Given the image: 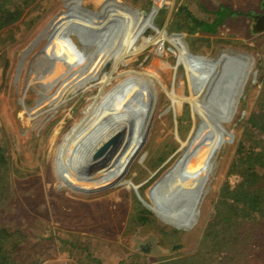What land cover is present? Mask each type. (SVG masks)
<instances>
[{
  "label": "rangeland",
  "instance_id": "obj_1",
  "mask_svg": "<svg viewBox=\"0 0 264 264\" xmlns=\"http://www.w3.org/2000/svg\"><path fill=\"white\" fill-rule=\"evenodd\" d=\"M84 1L86 0H36L28 8L29 12L25 19V21L28 22L27 24L30 26V24L32 25L33 23V26H39L49 17H52L53 19L57 18L58 22L53 29L49 31L50 33L47 38L41 41L40 47L29 56L25 63L24 71L19 76L18 81L16 79L14 67H9L7 74L2 75V64L0 63V107L2 108V114H8L10 99L15 100L16 102L15 114H17L19 120L20 135H16L14 133L15 130L12 128L11 132L18 145L17 152L13 151L8 136L9 134L6 131H3L0 135L10 153V157L19 161L21 166L27 168L31 172L33 171V174H35L36 179L34 180L32 178L31 182L28 183V186L33 185V189L37 192L42 191L43 195L46 193L45 197L48 196L47 189L49 187L54 192L75 200L87 201L92 198L95 200L107 196L112 197L113 203H115V208L111 217L96 224V226L89 231L85 230V225H88L92 220L94 221L93 218H86L85 221L87 223H85L84 219H78L76 222H72L66 216L60 214V208H57L58 200H55V209L50 208L49 203H46L45 208L47 210V216L45 215L43 218L38 217V220L41 222L36 228V233L42 235V237H47L49 232H51L53 235H56L57 238L59 234H63L62 232L66 231L75 236L74 238H70L74 239L75 248L70 255L69 252H66L65 250L69 249V247H66L63 244L60 246L57 244L55 249L51 247V249L55 250H53L52 253H48L47 255L45 253L41 254V264H112L110 258L114 249H111V247L115 246L119 250H124L127 255H131L133 258L132 261H130L133 264H190L195 260L198 261V264H202L203 261V264H207L209 260H215V264H217V260L219 259V264H224L223 260H226L227 257H230V260L228 261H234L229 264H264V247H262L263 250L259 252L249 246L250 243L255 245L254 241L256 238L252 233L257 232L258 222L255 223L256 225L253 224V227L245 232V235H240L239 233L233 232L229 227L236 221H238L241 226L245 225V221L247 220L246 217L242 216L239 218L236 214H232L231 225L230 220H224L225 217L229 218V210L225 203L228 199L227 195L230 194V189L233 188L236 182L238 183L232 191L237 189L244 180V167H240L237 172L233 173L231 160L234 151L240 143L242 130L247 125V118L254 107L258 91L263 88V83L260 80L262 64L256 55L247 56L234 53L221 46L223 45V41L228 39V37L224 35L223 26L230 27V29L235 27L236 33L239 35L235 38L238 40L241 39L240 41H243L247 37V28L244 23H242L243 20L239 19L238 22H234L233 18H230V7L236 12L246 14V16H253V22H250V25L254 34L264 31V23L261 21V18L264 17L262 16L264 12L262 3L264 0H262L257 9L256 6L252 7V5H250V0H218L220 3H216L213 0H206L207 7L205 12L207 13V19L208 21L215 20L216 23L212 26L211 35H208L205 32L203 35L201 29L199 30L200 34L204 36V39H208L205 43L196 42L192 37L190 43L188 40L186 41L185 37L187 35L185 33H169L172 13L175 8L182 3V0H164L160 10V13L165 19L161 25L160 31L163 32V36H160L162 38H157L159 33H154L155 35L153 38H150L149 32L136 35L139 30L135 22L129 19L122 21L123 19H121L120 24L123 25L122 31L125 32V35L131 34L134 39L130 47L131 50L128 58L124 60L122 59L117 65L114 64L117 60V56L122 53L125 48L124 39L117 38L114 41L113 50L110 52L109 56H106L105 60L99 64L97 68L92 70L87 79H85L82 74V70H85L86 67H82L83 69H79V72H75L76 69L72 70L73 74L70 78H67V75L70 76L67 69L66 72L65 70H63V72L61 71V74L52 78L51 81H42L41 77L43 76H45V80L51 78V69L54 68L50 56L46 55L47 43L50 41V38L56 29L60 26L62 16L68 12L70 13L74 7L81 5ZM92 1L104 6H110L118 11L127 9L125 7L117 8L116 6H121V4L115 2V0H113L114 3L108 0ZM152 1L153 4L148 10L131 12L139 16L141 19L146 17L154 7L155 2L154 0ZM253 2V5H255V0ZM222 3H226V6L229 8L225 9L224 7L226 6ZM221 11H224V15H219ZM226 18H228V20L224 25L221 23V20L224 21ZM29 21L32 23L30 22L29 24ZM49 24L51 23H48V25ZM22 33H24V31L19 28L18 24L0 31V43L2 47L7 49L8 52L12 51L13 55L15 54L14 51H16V54H19L25 52L28 47L33 48V44L38 40V33H36L35 30L31 34L25 32L28 33L25 36V42L22 40L17 42V40L21 38ZM125 35L123 36L124 38ZM173 36L180 37L186 44L187 49L196 56L201 55L209 58H216V54L226 52L242 56L244 61L249 63L244 74V79L241 82L238 95L229 107V111L233 112V119L236 118V122H238L241 127H239L237 135L230 145L229 162L224 168L219 185L214 192V199L208 208L207 218L204 228L201 231V236L198 237L196 249L190 256L178 252V250L170 245L162 244L152 238L144 237L145 239L143 240L137 232H132L130 234L122 227L120 228L116 219L117 208L122 199L129 193V184L134 185L135 187L138 186V192L146 204L150 206L155 205L154 197L160 194L167 179L158 183L153 189L145 188L141 191L140 189H142L154 176L153 175L149 179V174L152 173L155 168L160 167L165 161H167V163L161 168L166 167L170 161H174L177 153L182 151L185 147H188V156L185 160L175 166L176 171L189 159L191 152L202 140L205 133V123L199 113L192 108V103L189 102V90H187L184 95L188 100L183 101L180 104L181 107L179 108L180 105H178V108L174 111L170 105L171 101L165 90L159 83H157L158 81L152 79L149 73L146 74V77H150V81L145 82L147 84L144 90H146L152 98H155L154 114L151 119V125L145 128L146 135L141 145L138 146L139 149L136 150V156L132 159L128 169L122 175V179L118 180L117 186L113 187L111 185V187L101 188L95 192L88 187L82 191L69 188L63 183L62 179H58L54 162L57 147L62 142L68 130L82 118V111L84 108L90 104L95 97H97L100 91L105 95L117 83L123 80L125 76H122V73L131 71L136 73L143 72L145 69V61L156 57L157 47L162 51L165 60H169L176 65L177 70L181 73V82L186 80L185 67L184 64L180 63L178 60L179 53L177 48L168 42ZM11 44L15 45L12 46ZM191 46L194 47V50L191 49ZM79 63L80 62H78L76 66L79 67ZM253 64L254 67H252ZM101 75L105 76V78L109 77L111 80L103 84ZM97 76L98 79L95 81L94 78ZM6 78L8 83L5 82ZM15 80L21 86V91L19 98L17 97L14 99L11 98L10 95L15 87L13 86ZM79 81H85L84 86L87 88L84 91H76L74 96H68L69 93L65 95L66 91L77 89L79 87ZM3 82L6 83L7 86L6 84L3 85ZM185 83V85H187V82ZM143 85L144 83L141 84V86ZM28 102H30V104H28ZM4 115H1L0 118L2 119ZM181 120L184 125H187V128L185 129H188V131L185 129L182 130L183 133L186 131V134H180L179 127ZM223 127L228 129L229 125L225 124ZM187 134L190 135L189 138L187 137ZM177 137L180 138L181 142L183 140L182 137H184V145L180 148L181 150H179L175 156L168 161L176 147L179 145V143L176 142ZM150 152L157 153L153 159L152 165H154L156 161H160V157L162 158L161 161L163 160V162L157 167H154L157 163L153 167L146 166V161L150 158ZM251 167L255 168L253 165H251ZM14 181H16V177ZM23 186L24 185H22L21 188H23ZM168 194L169 193H166V197L164 198L161 197V203L170 206L172 202L170 201ZM135 212L139 213V209L137 208ZM218 212L220 213V219L216 218L217 222H214ZM147 219H149V217L143 214L142 217L136 219V222L138 223L136 224L139 226L141 222H143V224L145 223L143 228L141 225L139 226L143 230L155 229L151 221L148 223L145 222ZM213 223H216V225ZM208 226L209 229L215 227V232L210 239L208 237L205 238L204 235ZM75 228H77V230H74ZM171 229H173V227ZM154 231L158 234V230ZM173 231L176 233L177 229L175 228ZM258 232L260 233L259 240L263 241L264 232L262 231L261 226H259ZM126 233L128 234L126 239L129 238L128 241H131L133 238V243H136L135 247L129 248L124 243V241H126L124 237ZM248 233L250 234L249 237ZM56 238L52 243L57 241ZM203 240L204 242L200 247V242ZM101 243H107L109 246L108 249H100L103 247ZM209 243L211 246H209ZM63 251L64 255L62 254ZM30 264L34 263L32 262Z\"/></svg>",
  "mask_w": 264,
  "mask_h": 264
},
{
  "label": "bare ground",
  "instance_id": "obj_2",
  "mask_svg": "<svg viewBox=\"0 0 264 264\" xmlns=\"http://www.w3.org/2000/svg\"><path fill=\"white\" fill-rule=\"evenodd\" d=\"M154 2L152 10L142 19L128 9L118 11L92 0L74 7L62 16L60 26L46 45V55L50 56L54 68L51 69V78L45 80L43 76L41 80L51 81L67 69L70 73L67 78H70L72 70L79 72L82 67H86L82 74L87 79L92 70L109 56L117 38L124 39L125 48L114 64L128 58L134 39L122 31L121 19L135 22L139 30L136 35L149 32L153 38L154 33H159L157 38H162L163 32L160 31L165 19L160 10L164 0ZM168 42L177 48V59L184 64L186 80L181 82L176 65L165 60L157 47L156 57L145 61L143 72L122 73L123 80L105 95L100 91L84 108L82 118L68 130L57 147L54 162L58 179L69 188L82 191L88 187L95 192L111 185L115 187L136 156V150L146 135L145 128L151 125L155 98L144 90L145 82L150 81L146 74L149 73L165 90L174 111L189 99L205 123L202 140L183 166L168 177L161 189L162 195L154 197L155 205L146 204L135 186L129 184V193L120 202L116 219L126 232H137L143 240L152 238L190 256L196 249L214 192L229 162L230 145L241 127L237 119H233L229 107L238 95L249 63L242 56L226 52L216 54V58L196 56L180 37L173 36ZM78 62L79 67L76 66ZM102 79L103 84L111 80L105 76ZM84 82L79 81V87L66 91L65 95L74 96L76 91H84L87 88ZM187 90L188 99L184 96ZM225 124L229 125L228 129L223 127ZM116 131L121 133L119 141L104 158L90 163V155ZM176 142L180 149L185 141L181 142L177 137ZM166 193L172 202L170 206L161 203V197H166ZM137 208L139 213L135 212ZM143 214L149 217L145 222L151 221L155 229H141L139 226L143 228V222L137 225L136 219ZM154 230H158V234ZM127 235H124L125 239Z\"/></svg>",
  "mask_w": 264,
  "mask_h": 264
},
{
  "label": "trees",
  "instance_id": "obj_3",
  "mask_svg": "<svg viewBox=\"0 0 264 264\" xmlns=\"http://www.w3.org/2000/svg\"><path fill=\"white\" fill-rule=\"evenodd\" d=\"M35 1L36 0H0V31L18 24L19 28H21L24 33H22L21 38H19L17 42L19 40L25 42V36L28 33L31 34L34 30L38 33V40L35 41L34 44L32 43L33 48L28 47L23 53L16 54V51H14L15 54L13 55L12 51H9V53L0 43V51L2 52H0V63L2 64L1 74H7L9 67H14L17 81L24 71L25 63L29 56L40 47L41 41L47 38L50 33L49 31H51L58 22L57 18L53 19L49 17L39 26H33V23L29 21V24L30 22L32 23V25L30 24L29 26L25 19L29 12L28 8ZM108 1L113 2V0ZM213 1L220 3L218 0ZM253 1L254 0H250L249 3L252 7L256 6V9L262 2V0H255V5H253ZM115 2L121 4V6L117 5V8L125 7L130 11L136 12L148 10L153 4L152 0H115ZM222 4L226 6V3ZM206 7V0H182V3L176 7L172 13L169 33H185L187 35L185 37L186 41L188 40L190 43L191 37L196 42H207L208 39H204V36L200 34L199 30L201 29L203 35L204 32L211 35L212 26H214L216 21H208L207 13L205 12ZM224 8L228 9L229 7L226 6ZM230 10V18H233L234 22H238L239 19L243 20L242 23H244L247 28V37L243 41H240L241 39L238 40L235 38L238 35L235 27L230 29V27L223 26L224 35H226L228 39L223 41V45L221 46L234 53L247 56L256 55L262 64L260 80L263 83V88L258 91L254 107L247 118V125L242 130L240 143L233 153L231 160L233 173L237 172L240 167H244V180L234 191H232V189L238 182L230 189V194L227 195L228 199L225 201L229 210V218L225 217L224 220H230L231 225L232 214H236L239 218L242 216L246 217L247 220L245 221V225L241 226L238 221H236L229 227L233 232L239 233L240 235H245V232L249 231V229L253 227V224L258 222L257 232L252 233L256 238L254 241L255 245L250 243L249 246L260 252L263 250L262 247H264V240H259L260 233L258 232L259 226H261L264 232V31L254 34L251 30V21L249 20L251 16L236 12L231 7ZM219 15H224V11H221ZM227 20L228 18L224 21L221 20V23L225 25ZM48 23L51 24L48 25ZM191 49L194 50V47L191 46ZM252 67H254V64ZM17 81L15 80L13 85L15 87L10 95V97L14 99L17 97L19 98L21 91V86ZM5 82L8 83L7 78ZM6 83L3 82V85ZM15 104V100H9L10 106L8 114L5 113V115L2 114V108L0 107V117L4 115L2 119L0 118V133L6 131L9 134L8 136L13 151L17 152L18 145L11 132L12 128L15 130L14 133L16 135H20L19 120L17 114H15ZM28 104H30V102H28ZM179 128L181 134L183 133L182 130L187 128V125H184L181 120ZM185 130L188 131V129ZM182 139L184 140V137H182ZM149 154L150 158L146 161V166L153 167L157 163L156 166H154L157 167L163 162L160 157V161H156V163L152 165L153 159L157 153L150 152ZM187 156L188 147H185L182 151L177 153L174 161H170L166 167L159 169L150 181L140 190L142 191L145 188L153 189L158 183L168 179L175 171V166L185 160ZM251 165L255 168H252ZM15 177L16 181H14ZM32 178L34 180L36 179L33 171L31 172L27 168H24L20 165L19 161L10 157V153L0 135V264H30L32 262L34 264H41V254L45 253L47 255L48 253H52L57 244L59 246L63 244L69 247V249L65 250L71 255L75 248V244L74 239L70 238H74V235L64 231L62 232L63 234H59L56 238V235H53L51 232H49L47 237H42V235L36 233V228L41 222L38 220V217L43 218L47 214L45 208L46 203H49L50 208L55 209V200H58L57 208H60V214L66 216L72 222H76L78 219H84L85 221L86 218H93L94 221L92 220L88 225H85V230L87 231L94 228L96 224L109 219L115 208L112 197L104 196L102 199L94 200L92 198L87 201L75 200L54 192L48 186V196L45 197L46 193L43 195L42 191L37 192L33 189V185L28 186ZM22 185H24L23 188H21ZM216 218L220 219L219 212L214 222H217ZM85 223L87 222L85 221ZM213 224L216 225V223ZM74 230H77V228ZM214 232L215 227L209 229L208 226L205 230V238L208 237L210 239ZM249 236L250 234L248 233V237ZM55 238L57 241L52 243ZM128 239L124 241L126 246L129 248L135 247L136 243H133V238L131 241H128ZM203 242L204 240L200 242V247ZM101 245L103 247L100 249H108L109 247L107 243H101ZM209 246H211L210 243ZM51 247L54 249H51ZM111 249H114L110 258L112 264H133L131 262L133 257L127 255L124 250H119L116 246L111 247ZM62 254L64 255V251ZM228 260H230V257L223 260V263L229 264L234 262ZM219 261L220 259L217 260V264L220 263ZM197 262L198 261L195 260L190 264H198ZM207 264H215V260H209Z\"/></svg>",
  "mask_w": 264,
  "mask_h": 264
},
{
  "label": "water",
  "instance_id": "obj_4",
  "mask_svg": "<svg viewBox=\"0 0 264 264\" xmlns=\"http://www.w3.org/2000/svg\"><path fill=\"white\" fill-rule=\"evenodd\" d=\"M261 21L264 23V17L261 18ZM264 26V25H263ZM121 137V133L119 131L114 132L112 135H110L103 143L99 145L95 149V151L90 155L88 161L90 163H94L96 161L101 160L102 158L105 157V155L111 150L112 146L116 144ZM181 149H178V146L176 147L174 153L170 156L168 161L175 156V154ZM167 161H165L160 167L155 168L152 173L149 174V179L158 172L159 168H161L164 164H166ZM136 191L138 192V186L135 187Z\"/></svg>",
  "mask_w": 264,
  "mask_h": 264
},
{
  "label": "flooded vegetation",
  "instance_id": "obj_5",
  "mask_svg": "<svg viewBox=\"0 0 264 264\" xmlns=\"http://www.w3.org/2000/svg\"><path fill=\"white\" fill-rule=\"evenodd\" d=\"M262 6H263V8H264V2L262 3ZM251 16V18H249V20L251 21V22H253V16L252 15H250ZM262 16H264V12H263V15ZM255 18V17H254Z\"/></svg>",
  "mask_w": 264,
  "mask_h": 264
},
{
  "label": "crops",
  "instance_id": "obj_6",
  "mask_svg": "<svg viewBox=\"0 0 264 264\" xmlns=\"http://www.w3.org/2000/svg\"><path fill=\"white\" fill-rule=\"evenodd\" d=\"M233 52V51H232Z\"/></svg>",
  "mask_w": 264,
  "mask_h": 264
}]
</instances>
